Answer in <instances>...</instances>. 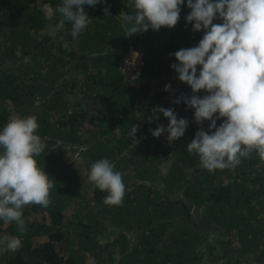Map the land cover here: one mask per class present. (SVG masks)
Instances as JSON below:
<instances>
[{
  "label": "trees",
  "instance_id": "obj_1",
  "mask_svg": "<svg viewBox=\"0 0 264 264\" xmlns=\"http://www.w3.org/2000/svg\"><path fill=\"white\" fill-rule=\"evenodd\" d=\"M45 3L0 0V130L13 114L37 118L47 148L36 159L54 185L49 207L23 209L22 235L14 222L0 220V238L22 240L17 253L0 252V264H264V163L253 153L234 170L203 169L186 149L200 127L194 110L170 107L172 91L151 86L177 77L170 54L203 37L185 19L187 0L174 29L131 37L119 16L131 12L128 0L84 5L93 20L75 40L69 24L63 38L47 34L62 0ZM131 50L144 57L133 97L119 69ZM75 75L84 76L81 83ZM182 94H192L187 84L176 98ZM158 106L188 120L180 140L169 144L151 134L157 116L169 124ZM104 158L122 174L118 206L105 205L108 193L88 179L91 165ZM36 236L46 240L35 244Z\"/></svg>",
  "mask_w": 264,
  "mask_h": 264
},
{
  "label": "clouds",
  "instance_id": "obj_2",
  "mask_svg": "<svg viewBox=\"0 0 264 264\" xmlns=\"http://www.w3.org/2000/svg\"><path fill=\"white\" fill-rule=\"evenodd\" d=\"M100 3L101 0H62L55 9L60 19L51 22L45 31L53 39L58 34L63 38L65 25L69 24L71 38L77 39L93 20L84 5ZM184 4L185 0H128L131 12L119 15L126 26V36L150 29H174ZM187 7V23L193 32H203V37L198 45L170 54L178 61L171 64L178 80L192 90L191 95L182 94L173 103H184L193 109L194 121L200 126L186 149L198 156L200 166L209 172L234 170L253 153L264 163V0H187ZM103 11L110 16L108 7ZM164 90L170 92L171 85ZM201 92L206 94L201 97ZM157 109L169 124L167 128L158 125L150 129L153 137L167 133L169 144L184 137L188 120L178 117L172 108ZM205 121L209 122L208 131L203 128ZM217 121H222L219 126ZM38 128L35 116L13 114L0 130V220L5 224L14 222L21 235L27 230L23 209L28 205L49 207L54 186L36 159L47 148L37 134ZM137 131V126L131 130L134 139ZM88 179L108 193L103 199L105 205L122 204V174L114 171L107 158L91 165ZM21 245L19 236L0 238V252L14 253Z\"/></svg>",
  "mask_w": 264,
  "mask_h": 264
},
{
  "label": "rangeland",
  "instance_id": "obj_3",
  "mask_svg": "<svg viewBox=\"0 0 264 264\" xmlns=\"http://www.w3.org/2000/svg\"><path fill=\"white\" fill-rule=\"evenodd\" d=\"M42 2L44 4H46L45 0H42ZM198 68H200V66H198ZM75 76L77 77V81L80 82V83L84 79L83 75H75ZM166 85H171V87L173 89V90H171L172 93L169 94V96L166 98L169 101V103H170L169 105L171 107V106L175 105V103H173V101L176 99V95H177L178 91L180 90V87L183 85V83L180 82L178 80V78L175 77V76H171V77L163 76V77L154 79L152 84H151L153 89L155 88V90L158 93L164 92L165 91L164 89H165ZM128 86H129V92H130L132 97L134 96V94H137L139 92L138 82H135L132 85L129 84ZM139 98H141V97H139ZM141 99H143V98H141ZM136 101L138 103L137 105L141 104V100L140 99H138ZM146 101H148V99H146V97H144V102H146ZM162 118L163 117L159 116L158 119L157 118L155 119V122H158V125H163L165 128H167L166 122ZM167 135H168L167 133L163 134L161 137H159V140L160 141H164V142H168ZM33 240H34L35 244H38V243H43L46 240V238L45 237H37L36 236L35 238H33ZM17 252L18 251L14 252V253H17ZM10 253L14 254L13 252H10ZM89 262H91V260H89Z\"/></svg>",
  "mask_w": 264,
  "mask_h": 264
},
{
  "label": "built area",
  "instance_id": "obj_4",
  "mask_svg": "<svg viewBox=\"0 0 264 264\" xmlns=\"http://www.w3.org/2000/svg\"><path fill=\"white\" fill-rule=\"evenodd\" d=\"M143 58L141 53L131 50L128 57L121 64L119 69L128 85L134 84L139 79L144 66Z\"/></svg>",
  "mask_w": 264,
  "mask_h": 264
}]
</instances>
